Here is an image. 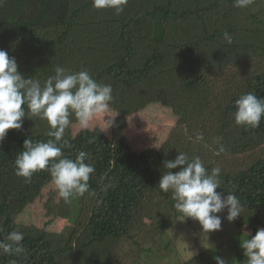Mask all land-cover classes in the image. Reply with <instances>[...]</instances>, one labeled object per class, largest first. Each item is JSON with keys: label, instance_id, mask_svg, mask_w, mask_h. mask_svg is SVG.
Returning <instances> with one entry per match:
<instances>
[{"label": "trees", "instance_id": "obj_1", "mask_svg": "<svg viewBox=\"0 0 264 264\" xmlns=\"http://www.w3.org/2000/svg\"><path fill=\"white\" fill-rule=\"evenodd\" d=\"M0 50L16 59L25 79L43 83L62 66L86 69L96 82L110 84L116 127L129 113L161 103L181 120L176 130L187 129L158 149L141 151L114 125L110 136L100 126L65 135L71 144L65 155L91 153L96 169L88 182L94 197L85 224L71 243L57 248L50 247L45 230L23 232L25 251L0 254V264H58L66 248L72 251L70 264L143 263L182 215L171 192L158 185L168 171L163 162L178 152L199 156L209 172L221 168L216 191L239 199L241 215L233 222L249 229L248 238L264 228V117L252 129L236 125L233 116L242 94L264 98V0L244 9L234 7V0H129L119 16L94 8L92 0H5ZM47 131L27 129L25 117L22 128L8 130L0 142V239L52 181L47 171H39L25 183L14 167L24 140L46 141ZM197 133L203 141H195ZM217 137L226 148L220 154ZM110 182L114 187L102 191ZM213 252L204 249L180 264H216ZM234 254L236 264H245L242 249Z\"/></svg>", "mask_w": 264, "mask_h": 264}, {"label": "clouds", "instance_id": "obj_2", "mask_svg": "<svg viewBox=\"0 0 264 264\" xmlns=\"http://www.w3.org/2000/svg\"><path fill=\"white\" fill-rule=\"evenodd\" d=\"M129 0H92L96 9H112L119 16L123 13ZM5 0H0L3 6ZM254 3V0H234V7L244 9ZM224 38L231 44L232 38L224 32ZM113 89L110 84L96 82L85 70L73 72L62 66H56L54 74L41 83L39 79H25L18 71L14 57L0 50V142L10 129L19 130L23 118L36 116L46 120L49 126L45 133L46 141L25 139L21 151L14 161L15 174L30 183L32 176L39 171H47L60 198L65 203H71L73 196L83 197L89 193V180L96 169L91 161V153L79 151L75 158L65 155L63 149L71 144L64 139L69 127L70 117L74 116L81 129H88L90 123L100 114L109 111L113 100ZM26 105V107H25ZM236 111L234 122L238 126L255 129L259 127L264 117V98H258L253 92L242 94L235 100ZM27 110V111H26ZM116 116V115H115ZM105 119L106 130L112 126L113 118ZM203 134L197 133L195 141H203ZM222 138L215 140L216 154L226 151ZM174 160H165L164 168L168 171L159 180V188L163 192H171L175 201L174 207L183 216L199 222L202 235L221 229V217L217 215L227 209L228 221L241 215L242 205L232 193L224 196L216 189L220 187V167H214L209 172L199 156L189 157L187 153L178 152ZM173 173L169 170L177 169ZM114 187L111 182L102 185L104 191ZM182 221V220H181ZM244 233L240 239V247L247 258L245 264H264V228L249 237ZM24 233L10 232L0 239V254L19 255L25 251L22 241ZM11 264H15L12 261ZM216 264H226V261L216 257Z\"/></svg>", "mask_w": 264, "mask_h": 264}, {"label": "rangeland", "instance_id": "obj_3", "mask_svg": "<svg viewBox=\"0 0 264 264\" xmlns=\"http://www.w3.org/2000/svg\"><path fill=\"white\" fill-rule=\"evenodd\" d=\"M229 76L223 74L221 77ZM218 85H222V80H219ZM105 116H115L113 126L117 113L112 109L95 117L90 126H100L104 130L105 119H107ZM70 120L71 123L66 129L65 135H73L80 129L74 116L70 117ZM26 121L27 129L32 132L49 129L47 121L39 117L29 116L28 118L26 116ZM179 122L181 120L173 114L170 107L161 103H150L145 108L122 117L117 122V127L114 126L121 130L120 135L126 137L132 149L141 151L147 148L158 149L166 139L172 137L174 141L178 133H187V129H182V132L176 130ZM112 126L104 130L109 136ZM93 197V192L85 193L83 197L73 196L71 203H65L59 197L55 185L51 181L41 190L38 198L18 214L12 231L36 235L40 230H45L44 237L51 248L69 244L85 224ZM72 211L77 213L76 217ZM217 215L221 217V229L209 233L207 239L202 235L198 221L190 217L183 220V216H179L173 225L158 238L152 256L139 264H180L208 248L214 249L212 262L216 263V257H220L226 261V264H236L234 261L237 260L236 255L238 254H234V252L241 250L240 239L249 229L238 228L233 221H228L226 210ZM45 225L47 226L45 227ZM59 256L62 257L56 259L58 264H70L72 251L70 248H66Z\"/></svg>", "mask_w": 264, "mask_h": 264}]
</instances>
